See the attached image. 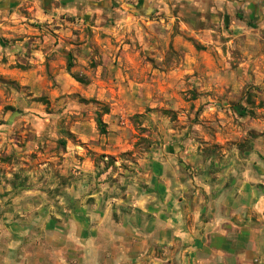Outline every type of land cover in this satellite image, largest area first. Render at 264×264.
<instances>
[{
	"label": "rangeland",
	"instance_id": "obj_1",
	"mask_svg": "<svg viewBox=\"0 0 264 264\" xmlns=\"http://www.w3.org/2000/svg\"><path fill=\"white\" fill-rule=\"evenodd\" d=\"M105 1L100 59L76 62L62 77L46 72L40 93L0 76V264H81L83 245L71 237L69 216L105 212L113 199L147 187L149 154L173 153L185 177L207 175L213 183L233 164L229 179L238 188L248 162L253 167L247 152L257 151L254 163L264 169V76L228 72L245 52L243 39L227 36L235 13L215 12L210 0L208 8L154 0L146 15L135 11L141 0ZM191 54L198 71L177 75ZM237 106L247 114L239 116ZM76 120L91 123L83 136L74 132ZM158 248L154 257H163ZM99 249L92 256L100 264L139 258L132 246Z\"/></svg>",
	"mask_w": 264,
	"mask_h": 264
},
{
	"label": "crops",
	"instance_id": "obj_2",
	"mask_svg": "<svg viewBox=\"0 0 264 264\" xmlns=\"http://www.w3.org/2000/svg\"><path fill=\"white\" fill-rule=\"evenodd\" d=\"M103 2L0 0V76L40 93L46 72L62 77L68 74V60L74 66L76 62L100 59L107 52L102 31L107 29L109 8ZM151 2L154 0H141L135 11L148 14L149 8L154 10ZM201 2L205 8L210 7L206 0H185L182 6H198ZM210 2L215 12L236 15L226 28L230 42L243 39L241 63L229 68V75L238 77L244 72L249 77L264 76V0ZM191 56L182 60L177 75L198 71L200 61ZM135 61L131 60L133 65ZM120 71L116 69L119 75ZM98 75L102 77V71ZM85 85L88 90L94 87L98 94L103 91L96 84ZM86 124L91 123L76 120L74 132L83 136ZM194 155L188 157L191 164L196 161ZM247 155L253 158V167L248 162L245 181L238 188L234 178L229 179L235 171L233 164L213 183L207 175L185 177L173 153L163 158L149 154L142 162L147 187L129 192L126 200L113 199L105 212L84 211L69 216L71 237L83 245L79 263L103 262L92 256L93 251L99 253V247L106 254L109 246L123 253L132 246L133 253L139 255L132 258L135 264H145V259L149 263V258L153 264H157L155 259H162L163 264H264V169L254 163L257 151ZM257 168L259 180L254 174ZM96 220L99 225L91 226ZM157 246L163 257H154ZM114 262L119 261L116 258Z\"/></svg>",
	"mask_w": 264,
	"mask_h": 264
},
{
	"label": "trees",
	"instance_id": "obj_3",
	"mask_svg": "<svg viewBox=\"0 0 264 264\" xmlns=\"http://www.w3.org/2000/svg\"><path fill=\"white\" fill-rule=\"evenodd\" d=\"M239 16L242 17L241 14H239ZM72 66H73L72 62H70V60H68V62H67V69H68V71L71 70ZM73 77H74V76H73ZM75 79H76L78 82H82V80L79 79L78 77H75ZM234 110H235V112L238 113L239 116H241V117H243V116H245V115L247 114V110L244 109V108H242V107H239V106L234 107ZM108 112H109V110L106 109V108L103 110V114H106V113H108ZM103 114H98L97 117H96V123H97V125H98L99 131H100L101 134H105V133L107 132V131H106V123H105V122L103 121V119H102V115H103Z\"/></svg>",
	"mask_w": 264,
	"mask_h": 264
}]
</instances>
